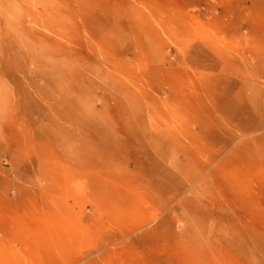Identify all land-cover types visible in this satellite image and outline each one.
<instances>
[{
  "label": "rangeland",
  "instance_id": "rangeland-1",
  "mask_svg": "<svg viewBox=\"0 0 264 264\" xmlns=\"http://www.w3.org/2000/svg\"><path fill=\"white\" fill-rule=\"evenodd\" d=\"M0 264H264V0H0Z\"/></svg>",
  "mask_w": 264,
  "mask_h": 264
}]
</instances>
